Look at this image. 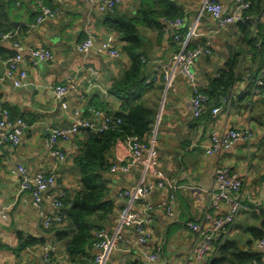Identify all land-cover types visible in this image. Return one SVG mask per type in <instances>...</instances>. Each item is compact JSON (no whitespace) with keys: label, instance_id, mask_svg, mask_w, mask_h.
I'll return each mask as SVG.
<instances>
[{"label":"crops","instance_id":"0c3cea01","mask_svg":"<svg viewBox=\"0 0 264 264\" xmlns=\"http://www.w3.org/2000/svg\"><path fill=\"white\" fill-rule=\"evenodd\" d=\"M148 1L153 9L161 8L157 0ZM176 1L181 9L180 16L185 19L180 43L174 40L173 34L164 35L161 26L150 24L155 23L153 19L156 18V22L163 25L166 18L150 17L149 2L144 5V0H123L115 14L124 20L133 18L136 23L135 33L142 38L141 50L152 59L145 70L148 78L154 76L156 68L169 62L176 51L191 47L198 41L213 43L218 57L207 61L202 58L196 66L198 84L205 88L207 75L225 63L230 45L239 41L238 27L230 24L221 30L219 22L211 15L203 14L199 18L204 0ZM218 1L226 12L233 10V0ZM42 6L59 9V16L37 24ZM8 26L13 28L10 34L26 46L42 43L51 48L56 57L52 62L29 67V89L16 91L17 87L11 81H0L1 106L5 104L13 118H22L27 123L18 146L5 145L0 149V264H41L46 244L59 264H67L66 241L59 242L51 227L46 228V221L59 212L52 205V199L62 191L76 192L79 188L78 179L71 174L70 167L73 157L79 153L84 134L81 130L68 140H60L59 149L68 156L67 160L52 154L47 139L52 128L71 124L74 110H79L86 120L93 118L97 125L104 123L107 115L122 112V99L111 94L109 88L124 76L130 66L128 52L123 50L127 42L121 38L131 36L124 29L118 32L115 23L106 15L93 12L83 0H0V28ZM88 32L94 36L96 46L111 38L120 56L110 58L96 49L88 53L79 52L76 46L88 37ZM2 36L0 75L5 70L4 60L14 53L12 39ZM244 76L246 73L242 74ZM242 77L235 84L238 90L245 84ZM60 84L73 86L67 98L68 109L62 107L54 92ZM176 87L172 92L164 85L157 96L154 95L156 90H150L144 97L158 105L154 134L147 143L159 150L160 170L177 185L178 204L174 214L170 215L164 209L165 192L157 187L158 178L150 169L116 172L112 184L117 192L137 189V198L118 199L123 208H119L118 216L106 227L114 241L110 257L103 264H144L142 251L154 252L157 246L163 248V259L155 264H196L193 254L196 238L187 223L200 219L216 185L218 166L230 167L244 178L243 201L246 205L228 238L237 241L246 251L255 240L253 231L264 233V101L257 100L252 106H248L247 100L246 104H222L216 115L209 111L202 118L195 119L191 108V87L181 78L176 81ZM93 110L101 114L94 115ZM247 127L255 133L250 144L238 141L229 149L207 153L213 131L224 133L231 128ZM113 152L114 161L121 163L127 157L128 147L119 140ZM21 165L27 166L34 174L52 171L57 177L56 184L45 193L40 207L34 204L31 192L20 190L18 168ZM145 187H149V193L141 195ZM126 208L152 216L148 228L153 238L148 244L139 243L133 222L127 225L121 222V213ZM118 233L123 236V242L116 240ZM31 241L36 243L30 244ZM217 251L218 248L213 255ZM90 253V264H97L94 263L96 250L90 249Z\"/></svg>","mask_w":264,"mask_h":264},{"label":"built area","instance_id":"2783aa9c","mask_svg":"<svg viewBox=\"0 0 264 264\" xmlns=\"http://www.w3.org/2000/svg\"><path fill=\"white\" fill-rule=\"evenodd\" d=\"M86 2L91 10L95 13H109L116 12L118 5L123 0H83ZM235 6L230 13H223L224 5L218 0H207V13L213 18L219 20L220 29L227 27L230 24L238 22L251 23L253 26L258 25V20L263 18L246 13V10L252 8L251 0H233ZM215 10H221L216 13ZM60 14L59 9H51L48 6H42L38 17V23L45 22L48 18H57ZM185 26V19L183 17L168 18L163 23L164 34H173L174 40L178 43L182 41L181 31ZM180 30V34L177 32ZM256 30H254L255 33ZM213 36V35H212ZM4 39H12L8 33L3 34ZM264 42V41H263ZM262 41H258L257 48H261ZM14 53L11 54L4 61L5 70L0 75V81H11L15 87L27 86L29 67H36L43 62H52L55 60V53L46 45L39 43L35 46H26L20 41L12 40ZM76 49L82 53H88L93 49L100 53L107 55L110 58H118L120 56L119 49L114 45L112 39L102 42L96 46L94 36L88 32V37L81 43L77 44ZM213 49L211 43L195 42L191 47L180 50L173 57L172 61L164 65L166 90L174 89V83L178 76L186 78L192 91V114L194 118H200L207 109L210 97L202 90L198 84L196 66L200 58L207 55H212ZM145 61V59H144ZM248 73L245 79L244 86L237 90L235 94L230 93L224 96L221 104L230 105L236 98L247 96L248 106L257 100H264V67L251 79ZM151 82V79L148 80ZM66 84L57 85L54 89L56 97L61 101L64 109L69 108L68 95L70 88ZM2 102V101H0ZM220 111L219 108L213 109V115ZM94 115H100L101 112L93 110ZM100 117V116H94ZM122 122L121 118L107 115L104 123L97 125V122L92 118L86 120L79 110L72 112V122L68 126L54 127L50 130L47 139V146L53 155L60 159L67 160L68 156L59 149L60 140H68L71 136L79 132L82 128L92 129L97 132L107 131L110 128L117 127ZM27 123L22 118H13L9 108L4 104H0V149L5 145L18 146L24 134ZM254 131L247 127L244 129L231 128L224 133L212 132L211 146L207 153L213 154L222 149H229L235 143L243 142L250 144L254 139ZM128 147L127 157L118 164H113L111 171L116 173L118 171L129 173L132 170L143 168L146 171L151 170L152 174L158 178L157 187L165 192V205H167V212L173 214L176 206L175 193L177 185L168 180L167 177L159 168L160 154L158 149L152 145H146L137 137L128 136L125 141ZM18 175L20 178V190L22 192H31L34 198V204L40 207L44 200L45 193L56 184L57 177L52 171H41L37 174L27 167L21 165L18 168ZM215 187L212 189L211 197L204 206L202 217L196 221L188 222V227L194 233L196 238V245L194 248V260L198 264H205L206 259L214 250V244L221 239H225L236 223L242 207L241 192L244 189V178L237 172L232 171L229 167L218 166L215 173ZM149 187H145L141 191V195L149 193ZM67 192L62 191L58 197L52 199V205L58 211L67 200ZM137 189L134 191H119V198L129 197L136 199ZM245 207V206H244ZM57 215L46 221V228H50ZM121 222L125 225L134 223L135 230L138 234V241L140 244H148L153 236L148 228L150 223V215L144 216L140 211L126 208L121 213ZM111 236V235H110ZM106 228L99 229L94 234V240L91 249L96 250L94 256V263L103 264L109 257L110 247L113 243ZM223 239V241H224ZM116 240L123 242V236L116 234ZM43 262L41 264H59L53 253L50 251L49 245H44ZM254 248L257 251L264 252V238L257 239L254 243ZM142 256L145 259L144 264H155L163 259V248L158 246L156 251L148 252L142 251Z\"/></svg>","mask_w":264,"mask_h":264},{"label":"trees","instance_id":"16d2710c","mask_svg":"<svg viewBox=\"0 0 264 264\" xmlns=\"http://www.w3.org/2000/svg\"><path fill=\"white\" fill-rule=\"evenodd\" d=\"M13 1L15 2L16 0ZM162 1L163 0H157V3H159L161 7L160 9H153L154 6L148 1L151 6V9L148 11L150 17L154 15L166 19L181 17V9L176 0ZM251 1L253 5L249 14L257 16L260 14L261 1ZM148 2L144 0V5H147ZM115 13H104V15H106L112 23L117 25L118 32L124 29L127 34L131 36L130 38H121V40L127 42V45L123 46V50L128 52L130 66L124 76L121 79L115 80L109 88L111 94L122 99V112L118 115H113L114 117L121 118L122 122L118 124L117 127L103 132H97L92 129L82 130L84 139L80 142L79 153L73 157L70 167L71 174L78 179L79 188L76 192L66 193L67 200L57 213V219L51 226V232L55 233L58 241H66L67 264H90V249L92 247L95 232L99 229L106 228L108 223L112 221L114 217L118 216L119 208L120 210L123 208V205L120 204L118 200L120 199L118 197L119 192H117L112 184L113 175L115 173L111 171V167L114 163L118 164L114 161L115 154L113 152V147L119 140L125 142L128 136L137 137L149 146L147 142H150V138L154 134L158 105L156 102L150 103L149 98L144 99V97L150 90H156L154 95L157 96L161 90L163 91L164 85L166 89L164 70V65L166 63L160 65V68H156L154 76L148 78L145 70L152 59L141 50L142 38L139 37L138 33H135L137 29L136 23L133 21V18L124 20L120 15ZM153 20L155 23H150L152 26H156L155 24H157V26H161V29H163V25L156 22V18ZM37 24H39L38 19ZM235 25L238 27L237 34L239 35V41L230 45L225 63L218 66L210 75L208 74L207 85L205 88L201 87L202 90L209 95L210 100L206 111L200 118H202L206 112L208 113L211 111L213 114L214 108H220V105H222V98L231 92L232 87L242 77L243 73H246V76L242 77L241 80L245 81L249 73L251 75V77H249L251 81V79L264 67V17L258 20L255 33L251 23H235ZM11 31H13L12 26L3 29L0 28V32H3L1 33L2 35L6 33L10 34ZM177 32L180 34V30ZM10 35L12 36V40L20 41L16 39L14 35ZM258 41L263 42L261 48L256 47ZM212 44L211 47L213 49ZM177 53L178 51L173 53L172 57L169 59V63ZM213 57H218L214 49L212 55L203 56L202 58L207 61L208 59H213ZM202 58H200L198 62ZM179 78L187 82L186 78L183 76H178L176 81ZM149 79H151V82H148ZM161 80L164 84L160 82ZM176 81L174 83V89L171 88L168 89V91H176ZM152 98L154 99L155 97L152 96ZM246 98L247 96L245 95L236 98L232 101V105L235 102H245L246 104V100L248 99ZM259 101L264 100L261 99ZM175 198L177 206V193H175ZM243 198L244 190L241 192L240 197L242 202L240 212L246 205ZM262 208L264 215V202ZM164 209H167L165 200ZM203 210L204 208L202 209V213ZM151 217L150 215V221ZM253 234L255 238L254 241L264 238V233L262 232L258 233L253 231ZM228 236H226L225 239L223 238L224 241L221 239L214 244L215 249L218 248L217 254L213 255L214 249L205 264H264V252L255 250L254 241L250 244L248 250L243 251L239 243L230 240ZM31 243L34 244L36 241H31L30 244Z\"/></svg>","mask_w":264,"mask_h":264},{"label":"rangeland","instance_id":"374dc122","mask_svg":"<svg viewBox=\"0 0 264 264\" xmlns=\"http://www.w3.org/2000/svg\"><path fill=\"white\" fill-rule=\"evenodd\" d=\"M206 3H207V0H204L202 5L200 6V10H199V18L201 17V15L203 14H208L207 13V9H206ZM155 9V8H154ZM221 10H215L216 13H220ZM223 13L226 14V13H230V12H226L225 10H223ZM210 15V14H209ZM199 18L197 19V21H199ZM194 117V116H193ZM196 119V118H195ZM72 193V192H71Z\"/></svg>","mask_w":264,"mask_h":264},{"label":"bare ground","instance_id":"6f19581e","mask_svg":"<svg viewBox=\"0 0 264 264\" xmlns=\"http://www.w3.org/2000/svg\"><path fill=\"white\" fill-rule=\"evenodd\" d=\"M235 6V5H234ZM118 8V7H117ZM251 10V8L250 9H248V10H246V13H249V11ZM116 11H117V9H116ZM100 14H104V13H100ZM264 14V13H263ZM262 14V15H263ZM260 15H261V11H260ZM261 15V16H262ZM218 22H219V20H217ZM238 23H241L242 24V22H238ZM238 23H236V24H238ZM252 28L254 29V30H257V27L256 26H252ZM222 30V29H221ZM3 37V36H2ZM95 40V39H94ZM6 60V59H5ZM4 60V61H5ZM237 88H236V85L234 84V86L232 87V90H231V92L230 93H233V94H235L236 92H237ZM230 93H228V94H230ZM232 104V103H231ZM230 104V105H231ZM223 105H226V106H230V105H227V104H223ZM220 109V108H219ZM249 128H251V127H249ZM83 129H86V128H82L81 130H83ZM110 129H112V128H110ZM252 129V128H251ZM236 144V143H235ZM254 243H255V241H254Z\"/></svg>","mask_w":264,"mask_h":264},{"label":"water","instance_id":"95a60500","mask_svg":"<svg viewBox=\"0 0 264 264\" xmlns=\"http://www.w3.org/2000/svg\"><path fill=\"white\" fill-rule=\"evenodd\" d=\"M261 15L264 13V0H261ZM262 17H264V14L262 15ZM24 89H29L28 88V86H23V87H17L16 88V91H18V90H20V91H24ZM65 163L64 162H62L61 163V166L62 167H64L65 165H64Z\"/></svg>","mask_w":264,"mask_h":264}]
</instances>
